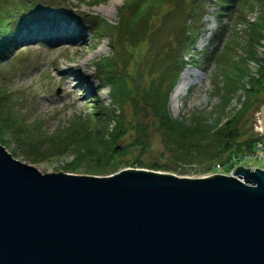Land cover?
<instances>
[{
	"label": "trees",
	"instance_id": "obj_1",
	"mask_svg": "<svg viewBox=\"0 0 264 264\" xmlns=\"http://www.w3.org/2000/svg\"><path fill=\"white\" fill-rule=\"evenodd\" d=\"M67 1L0 0V64L6 65L19 48L20 33L36 24L77 17L91 37L109 40V53L94 61L97 88H108V103L91 99L87 113L74 115L50 132L41 122H28L13 108L4 75L17 70L21 58L9 68H0V134H13L31 161L68 154L72 159L63 171L95 175L112 174L122 164L174 169L158 161H143L152 150L154 132L164 145L161 155L167 154L166 159L173 163H224L254 150L259 139L246 124L249 114L259 109L264 92V51L259 55L256 49L264 40V0H123L114 23L73 13ZM209 7L213 9L208 11ZM254 11L255 18L249 20L248 13ZM206 14L217 21L210 41L213 47L196 50ZM167 15L171 16L163 24ZM224 15L234 17L232 26L224 24ZM163 31L166 36L159 42ZM141 43L145 47L136 51ZM16 57L14 54L12 59ZM201 62L213 63L212 84L221 97L215 112L218 117L212 123L197 112L186 118L172 117L167 104L171 89L185 66L200 67ZM249 63L256 64L254 72ZM237 89H242L243 99L228 113L225 108ZM224 114L226 120L221 123Z\"/></svg>",
	"mask_w": 264,
	"mask_h": 264
},
{
	"label": "water",
	"instance_id": "obj_2",
	"mask_svg": "<svg viewBox=\"0 0 264 264\" xmlns=\"http://www.w3.org/2000/svg\"><path fill=\"white\" fill-rule=\"evenodd\" d=\"M234 172L44 171L0 140V264H264V170Z\"/></svg>",
	"mask_w": 264,
	"mask_h": 264
},
{
	"label": "rangeland",
	"instance_id": "obj_3",
	"mask_svg": "<svg viewBox=\"0 0 264 264\" xmlns=\"http://www.w3.org/2000/svg\"><path fill=\"white\" fill-rule=\"evenodd\" d=\"M122 2L123 0H99L96 3L91 2V0H84L83 2L69 0L66 5L69 6L73 13L79 14V12H83L114 23L117 19V8ZM208 9L212 10L213 7ZM255 15V11L248 13L247 18L252 20ZM167 16L163 19V24L168 21L171 15ZM159 22L158 18L156 23ZM223 22L230 27L233 25L234 17L224 15ZM202 23L203 28L194 46L196 50H201L207 46H209V49L213 47L210 46V41L217 29V21L213 15L206 14L202 19ZM60 26L66 31H61V34L52 32L54 27ZM240 27L244 28L243 25H240ZM80 35L85 40L78 41ZM20 36L23 39L14 53L17 54V57L12 59L13 54L6 65L5 62H1L0 68H9L12 62L16 64V59L21 58L17 65L18 69L14 68L13 71L4 75V83L10 93V100L13 101V108L17 113L23 115L28 122H41L42 128L50 132L60 123H66L72 119L74 115L87 113L91 105V99L97 100L100 98L105 103H108V88L97 90L98 80L94 72V61L101 56L107 55L110 51L108 37L101 39L91 37L90 33L84 29L77 19L63 20L44 26L36 24L31 26L30 31H22ZM165 36L166 33L163 31L159 34L157 40L161 42ZM142 43L137 46L136 51L145 47V44L143 45ZM215 44L216 42H214ZM256 49L258 54L261 55L264 51V40L262 45L257 46ZM200 64V67L194 65L185 66L171 89L167 104L168 111L172 117L177 119L186 118L191 113L195 114L196 112L208 118V122H211L214 117H218L216 116V111L221 97L217 95L216 90L214 91L212 84L213 63L206 65L201 62ZM248 65L252 72L257 68L254 63H249ZM183 73L186 84H179L177 92H173ZM82 77L87 78L88 86L92 89V92L87 91L82 98L76 99L75 95L67 93L69 87L68 79L73 78L76 86ZM217 84L220 86L222 82L219 81ZM58 90L59 92H57ZM78 90H81L80 86ZM239 99H243L242 89H237L231 95L225 111L228 113L230 111L234 112L240 106ZM260 102L259 109L249 114L248 123L246 124L257 135L259 139L257 141H261V145L259 143L258 147H255L250 152L240 153L237 157L233 156L235 158L232 157V159L226 160L224 163L214 162L210 165L205 164L203 161L200 164L182 161L173 163L166 159L167 154H164L165 156L161 155L162 153L160 152L165 151L164 145L159 133L154 132L150 136V147L152 150L144 156L143 161H158L174 169L156 170L122 164L117 171L126 168L147 169L189 178L206 177L217 173L236 175V177L242 179L234 172L238 165H240V168L257 167L264 170V92L261 95ZM219 119L223 123L226 120L225 114ZM0 140L8 146L14 155L31 161L22 151L13 134H0ZM71 159L72 155L66 154L56 158L31 162L36 163L44 171H49L63 168L64 164Z\"/></svg>",
	"mask_w": 264,
	"mask_h": 264
},
{
	"label": "bare ground",
	"instance_id": "obj_4",
	"mask_svg": "<svg viewBox=\"0 0 264 264\" xmlns=\"http://www.w3.org/2000/svg\"><path fill=\"white\" fill-rule=\"evenodd\" d=\"M81 40H85V39L80 35L78 41H81ZM70 41H72V40L70 39ZM180 78L181 79L179 80V83L175 86L173 92H177V90L180 86L179 84H181V85L186 84V81L184 79V73H183V75H181ZM68 83H69V87L67 89V93L75 95L76 99L82 98V96H84L85 92H87V91L92 92L91 91L92 89L88 86V80L86 77H82L81 80L79 82H77L76 86L74 85V79L73 78L68 79ZM79 86H80L81 90H78ZM253 168H256V167H253ZM232 176L236 177V175H232Z\"/></svg>",
	"mask_w": 264,
	"mask_h": 264
}]
</instances>
